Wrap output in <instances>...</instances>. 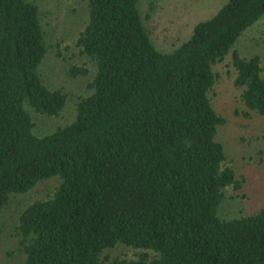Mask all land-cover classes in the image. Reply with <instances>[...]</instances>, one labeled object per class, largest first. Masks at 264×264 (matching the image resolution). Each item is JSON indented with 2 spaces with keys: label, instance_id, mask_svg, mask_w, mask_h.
<instances>
[{
  "label": "trees",
  "instance_id": "obj_1",
  "mask_svg": "<svg viewBox=\"0 0 264 264\" xmlns=\"http://www.w3.org/2000/svg\"><path fill=\"white\" fill-rule=\"evenodd\" d=\"M140 1L84 0L85 22L64 49L79 57L68 74L87 76L86 94L70 121L36 134L33 114L58 117L67 94L40 74L51 45L38 4L0 0V210L58 179L17 213V264H264V204L219 212L244 180L225 165L227 118L210 97L230 55L241 113L259 120L264 143V60L236 50L264 0H226L168 52Z\"/></svg>",
  "mask_w": 264,
  "mask_h": 264
},
{
  "label": "rangeland",
  "instance_id": "obj_2",
  "mask_svg": "<svg viewBox=\"0 0 264 264\" xmlns=\"http://www.w3.org/2000/svg\"><path fill=\"white\" fill-rule=\"evenodd\" d=\"M39 6L45 37L51 47L39 67L42 79L48 86L59 88L67 94V103L58 117L34 113L33 131L46 134L70 121L74 104L80 95L86 94L87 76L71 77L69 66L80 62L79 57L69 55L64 49L85 22L84 0H33ZM226 0H141L140 9L150 37L158 50L168 52L186 39L196 22L212 16ZM152 3V4H151ZM149 12L150 17L146 18ZM61 55L57 53V46ZM57 45V46H56ZM236 50L240 55L259 54L264 60V16L248 28L239 38ZM74 59H73V58ZM217 80L210 97L218 112L227 118L220 129V139L227 149L225 165L233 168L238 179L244 180L243 191L228 188L219 212L233 217L257 210L264 204L258 194L264 193V143L259 142L260 122L255 117H245L239 102V88L234 85V69L231 56L215 66ZM58 182L50 178L38 183L25 194H19L0 210V264H17L20 259L18 237L14 233L17 213L28 202L43 197ZM254 192L253 201H241L240 196ZM239 195V196H236ZM122 248L108 251L109 257L121 253ZM130 256L131 251L124 250Z\"/></svg>",
  "mask_w": 264,
  "mask_h": 264
}]
</instances>
